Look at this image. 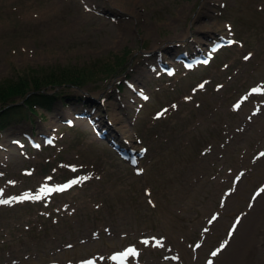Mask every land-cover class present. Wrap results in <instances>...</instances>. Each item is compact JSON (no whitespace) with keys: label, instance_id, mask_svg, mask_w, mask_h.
<instances>
[{"label":"rangeland","instance_id":"obj_1","mask_svg":"<svg viewBox=\"0 0 264 264\" xmlns=\"http://www.w3.org/2000/svg\"><path fill=\"white\" fill-rule=\"evenodd\" d=\"M116 56L2 130L0 264H264V0H0V81Z\"/></svg>","mask_w":264,"mask_h":264},{"label":"trees","instance_id":"obj_2","mask_svg":"<svg viewBox=\"0 0 264 264\" xmlns=\"http://www.w3.org/2000/svg\"><path fill=\"white\" fill-rule=\"evenodd\" d=\"M125 62L124 56H117L115 60H98L84 66L32 69L18 78L0 81V131L19 118L35 115L37 107L52 110L68 86L82 88L118 76L125 71ZM19 101L23 103L7 107Z\"/></svg>","mask_w":264,"mask_h":264}]
</instances>
